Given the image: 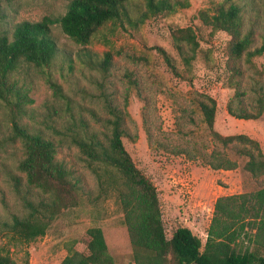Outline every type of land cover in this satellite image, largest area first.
I'll list each match as a JSON object with an SVG mask.
<instances>
[{"label": "rangeland", "instance_id": "rangeland-1", "mask_svg": "<svg viewBox=\"0 0 264 264\" xmlns=\"http://www.w3.org/2000/svg\"><path fill=\"white\" fill-rule=\"evenodd\" d=\"M69 1L0 0V34L11 35L15 24L24 20L59 17L65 13ZM169 1H182L187 5L150 16L137 25L125 21L107 22L85 47L75 43L54 23L51 31L59 56L49 67L22 69L17 76L28 86L33 99L24 120L35 123L52 136L48 125H61L68 115V112L64 115L67 108L74 115L81 113L90 119V111L101 117L109 116L105 98L120 106L126 128L123 144L135 165L157 187L166 236L169 238L178 226H187L204 243L215 199L221 195L253 192L264 186V175L253 178L243 168L247 157L230 146L225 148L226 154L238 162L233 170H214L200 156L194 158L177 152L186 148L211 149L210 134L195 101L196 93L204 92L215 99L214 129L217 132L224 136L248 135L258 141L263 154L264 112L253 120L236 118L227 112V103L235 91L229 83L230 73L226 67L230 36L212 29L200 15L205 11L212 14L224 0ZM236 1L241 6L245 27L254 30L253 46L259 45L264 34V0ZM127 9L132 18H137L145 5L143 0H129ZM182 27H191L198 41L189 66L183 64L172 40L173 30ZM82 47L99 57L106 51L111 52L109 71L103 74L81 61L77 53ZM156 47L163 48L172 57L178 74L172 72ZM240 62L244 72L239 79L242 89L246 90L245 104L249 105L253 79L264 80V57H254L253 65L245 63L244 58ZM49 75L62 87L67 106L53 96L47 83ZM143 113L148 117L146 125L153 132L150 140ZM91 123L98 130H104L99 123ZM10 126L6 107L0 103V221L9 220L12 213L25 212L10 179L15 173L21 176L25 186L24 174L17 169L23 156L22 147L19 141L10 138ZM55 156L81 177L85 191L80 205L55 219L43 236L28 243L14 240L1 231L0 226V246L8 250L17 264L25 260L28 264H59L70 248L86 253V230L99 226L114 264H134L116 195L93 198L97 182L84 166L78 149L68 141L57 145ZM22 189L24 191L25 187Z\"/></svg>", "mask_w": 264, "mask_h": 264}, {"label": "trees", "instance_id": "trees-1", "mask_svg": "<svg viewBox=\"0 0 264 264\" xmlns=\"http://www.w3.org/2000/svg\"><path fill=\"white\" fill-rule=\"evenodd\" d=\"M128 1L70 0L65 13L59 17L24 20L15 24L11 35L0 34V103L7 110L10 138L19 141L22 147L23 156L17 163V169L24 174L25 180L23 186L21 176L10 175L25 212L21 215L12 213L9 220L0 221L1 231L16 241L28 243L43 236L55 219L80 205L85 191L81 177L55 156L57 145L68 141L78 149L84 166L97 182V193L92 195L93 198L106 197L111 193L116 195L134 264H264V186L253 192L218 196L204 243L187 226L176 227L168 238L157 187L135 165L123 144L126 128L124 111L120 106L105 98L109 116L101 117L90 111V119L81 113L74 115L67 108L64 115L67 112L68 115L61 125H48L57 139L35 123L24 120L33 99L28 86L17 74L31 67H49L59 56L51 31L54 23L59 24L75 43L85 47L107 22L125 21L137 25L150 16L169 13L176 7L187 5L182 1L143 0L145 10L140 11L137 18H132L127 9ZM200 15L212 29L230 36L226 67L230 73L229 83L235 91L227 103V112L245 120L259 118L264 112V80L253 79L250 88L252 102L246 105V90L242 89L239 77L244 72L240 62L242 58L245 63L253 65L254 57H264V34L260 44L253 46L254 30L245 27L241 6L236 0H224L212 14L205 11ZM172 40L183 64L189 66L198 47L195 32L191 27L176 28ZM84 47L79 48L78 58L90 68L106 74L112 65V53L106 51L99 57ZM156 49L172 72L178 74L172 57L163 48ZM47 83L55 99L64 101L67 106V96L60 84L51 75ZM195 101L209 131L211 149L194 151L186 148L177 152L194 158L200 156L214 170H233L238 162L226 154L225 148L230 146L247 157L243 168L253 178L264 175V154L258 141L245 134H220L214 129L215 99L207 93L197 92ZM143 119L150 140L153 132L146 125L148 117L144 113ZM91 122L99 123L104 130H98ZM22 187H25L24 191ZM86 234L87 252L70 248L59 264H114L101 227H89ZM0 264H17L8 250L1 246ZM23 264H28V260Z\"/></svg>", "mask_w": 264, "mask_h": 264}, {"label": "crops", "instance_id": "crops-1", "mask_svg": "<svg viewBox=\"0 0 264 264\" xmlns=\"http://www.w3.org/2000/svg\"><path fill=\"white\" fill-rule=\"evenodd\" d=\"M188 228H190V227H188Z\"/></svg>", "mask_w": 264, "mask_h": 264}]
</instances>
